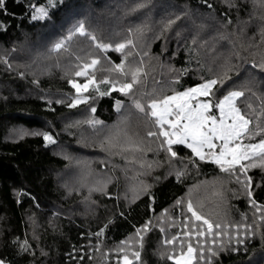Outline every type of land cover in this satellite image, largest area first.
I'll list each match as a JSON object with an SVG mask.
<instances>
[{
  "label": "trees",
  "instance_id": "16d2710c",
  "mask_svg": "<svg viewBox=\"0 0 264 264\" xmlns=\"http://www.w3.org/2000/svg\"><path fill=\"white\" fill-rule=\"evenodd\" d=\"M33 2L44 3L45 0ZM141 2L144 7L134 8V5ZM27 3L28 0H6L7 14L0 11V21L7 25L6 29L0 28V56H7L11 64L9 69L0 62V257L10 264H96V261L115 264L114 260L105 263L100 253H88L89 241L91 240L94 246L96 240V237L89 236V233L94 234L100 227L108 224L103 246L112 247L119 240L133 234L135 228L146 221L151 220L153 223L157 215L168 209L174 217L173 227L169 228L167 223L166 227L151 228L146 236L142 259L145 264H174L173 261L154 255L153 249H156L158 242L164 238L160 227L165 228V235L168 236L181 231L180 223L177 222L181 219V209L175 202L191 189L196 191V194L202 192V198L205 200L203 207L209 209L206 214L212 219L240 222L243 213L247 216V222H252L254 209L248 204V198L242 191L235 194L231 191L239 188L235 183L228 184L229 190L225 192L226 203H222L221 213H226V216L219 213V201L212 192L213 182L221 174L218 167L210 161H201L198 167L188 165L186 174L179 180L174 173L167 174L168 163L164 151L158 147L159 141L146 136L147 131H155L152 126L154 119L140 113L131 103L129 96L118 89H113L105 96H96L90 87L87 95L94 97L92 103L95 112L86 111L88 105L84 103L75 108H68L67 103L73 96V88L67 83L68 78L62 69L75 65L76 58L80 56L78 51L86 53L83 48L88 47L89 38L76 34L63 48L51 49V45L60 37L66 36L68 30L78 21L92 24L97 33L104 28L103 22L110 19L107 25L113 28L112 25L116 23V29L106 31L104 35L100 33L99 39L103 42H119L131 38L135 48L126 45L122 54L117 52L115 47H110L108 58L118 64L124 55L131 52L125 61L126 65L132 61L138 64L143 60L142 83L130 90L133 95L141 97L142 92L151 94L154 91L167 95L172 93L173 89L181 91L183 87L202 82V77L211 78L228 60L233 70L228 73L230 82L225 83L229 88L244 91V96L239 98V105L242 111L248 114L250 110L246 105L249 102L257 111L264 108V72L253 68L251 61H259L253 49L256 47L250 45L252 39L244 34H260L258 18L254 17L252 22L248 23L251 30L239 33V27L242 25L237 21H247L248 14L252 11L247 0L239 14L235 8L229 10L221 0H207L211 8L204 0H56V7L50 9V18L40 21L30 19ZM177 15L180 18L161 34L163 22ZM116 17L121 20L115 21ZM227 17L231 18V25L224 24ZM70 18L73 20H69ZM95 18L98 19L96 25L89 21ZM112 20L114 21L111 22ZM67 21L71 22L67 23L69 26L65 29L63 24ZM233 25H236V28ZM130 28L133 29L131 34L128 32ZM28 46H34L36 53L38 50L34 60L29 58L26 51ZM237 52L239 56L236 55ZM48 55L54 61L55 68L42 76H32L26 66H34ZM16 61L22 66L14 64ZM99 67L97 66V69ZM100 68L103 72L104 69ZM184 69L187 71L182 72ZM21 72L24 73L23 76L19 75ZM174 75L180 76L179 83H173ZM100 87L103 91L111 85ZM57 98L65 103L56 104ZM141 98L143 102L144 98ZM48 100L52 101L51 106L48 105ZM117 100L122 101L119 111ZM65 116H75L82 123L88 118H95L102 123L95 127L83 123L86 134L92 133L91 140L85 143L87 138L81 141L76 137L64 138L61 120ZM18 126L29 131H49L56 142L45 145L42 136L29 135L22 139L10 136L8 130ZM117 128L122 132L127 131L129 135L140 136L144 145L156 147L154 154L147 151L144 156L155 157L161 164L154 165L150 170L142 169L134 162L125 161L122 155H110L105 151L101 141L110 132L115 133ZM59 144L64 146L65 154L56 151ZM173 147L178 151V156L191 154V150L183 145ZM67 154L86 157L91 177H104L111 181L105 189L108 194L93 192L92 199L96 204L87 211L76 199L80 194L66 196L64 189L57 183L56 173L66 171L69 162L71 163ZM175 166L182 167L179 160ZM249 175L255 181L253 198L264 204V171L259 168L250 169ZM156 177L161 179L157 180ZM138 179L150 183L151 196L148 192H142L134 200L125 199L128 197L125 187ZM14 189L24 191L17 196ZM32 208L41 214H51L66 208L74 211L70 216L62 215L56 229L44 232L42 241L47 249L46 255L38 249H32L31 253L17 254L18 248L13 243L15 237H27L28 225L25 216ZM171 208L175 212L172 213ZM74 247L76 251H73ZM81 247L84 249L82 252ZM236 247V252L229 250L222 253L216 264H263L262 261L259 263L256 260L259 256L264 257V240L260 235L247 238L244 244ZM89 255L92 259L88 258ZM100 258L102 259L98 261Z\"/></svg>",
  "mask_w": 264,
  "mask_h": 264
},
{
  "label": "snow or ice",
  "instance_id": "6c2138e0",
  "mask_svg": "<svg viewBox=\"0 0 264 264\" xmlns=\"http://www.w3.org/2000/svg\"><path fill=\"white\" fill-rule=\"evenodd\" d=\"M207 4V0H204ZM229 10L235 8L239 14V10L244 5L245 0H221ZM251 4L252 11L248 14L247 21L238 20L237 23L242 25L239 27V33L244 32V26L251 23L253 18L260 21L259 32L261 34V42H264V0H247ZM209 8L212 6L207 4ZM56 7V0H45L44 3L33 2L28 0L27 9L30 19L33 21L46 20L50 18V9ZM144 4L137 3L134 8H142ZM257 9L259 13H257ZM0 11L7 14L6 0H0ZM183 15V13H181ZM180 17L179 15L167 19L161 27V34L165 33ZM224 24H232L230 17L224 20ZM7 25L0 21V28L6 29ZM236 28V25H233ZM129 34L133 29H128ZM87 36L91 39L97 48L101 50L113 47L112 44L98 42L96 36L89 32L83 21H78L67 32L66 36L60 37L51 45L52 50L63 48L67 41L73 36ZM129 45L135 48V44L131 38L114 45L117 52L123 54L125 46ZM128 52L120 60V63L112 65L110 68L104 69L105 72H115L116 78L110 79L109 75H103L97 78V65L100 63L99 57L89 56L87 60L81 61L80 57L76 59L80 61L72 67L67 83L75 89L76 95L70 97L67 103L68 108H75L77 105L84 103L88 105L86 111L95 112V106L92 101L94 97L89 94L85 95L91 87L96 96H105L113 89H118L121 93L129 96L131 103L146 117L155 118L153 128L155 131L149 130L146 133L148 138H154L159 141L158 147L165 153V160L168 163L167 174H175L179 180L186 174L188 165L198 167L201 161H210L219 169V177L214 180V188L212 195L221 203H226L225 192L229 189L227 185L235 183L239 185L238 189H231L235 194L242 191L248 198L247 202L254 209L253 220L247 222V216L241 213L240 222H231L226 219L214 220L202 211L203 205L197 201L194 202L189 194L184 201L186 205L185 211L182 213L183 219L180 223L181 231L175 232L174 235H165L162 241L158 242L157 248L153 249V254L161 259L174 261V264H216L222 253L226 251L236 252L238 245L245 243L247 238L254 235H260L264 240V204L258 203L253 198V185L255 181L249 170L259 168L264 171V108L259 111L253 109V105L249 102L246 107L250 110L248 114L238 106L239 98L244 96L243 90L229 88L226 81L230 82L228 73L233 70L230 61L226 60L221 66V70L211 76V78H201L200 83L194 86L183 87V90H172L171 95L153 92L151 94L142 92L141 97L133 95L130 91L135 85L142 83L141 73L144 72L143 60L129 62L125 61ZM146 55V53H145ZM239 56V52L236 53ZM0 62L11 68L7 56H0ZM253 68L264 72V56H261L259 62L251 61ZM59 66V65H57ZM186 72L187 70H181ZM19 75L23 76L21 72ZM146 77V73L144 74ZM72 77H83V83L78 82ZM130 77V79H128ZM180 76L174 75L173 83H179ZM36 81H34L35 83ZM101 85H111L106 90H101ZM255 95V93H254ZM44 99V97H41ZM56 104H64L65 101L57 99ZM52 101L48 100L51 106ZM122 101L117 100V110ZM216 114H214V111ZM255 117V119L253 118ZM81 121H73L67 127L79 126ZM83 123L95 127L102 122L95 118H88ZM117 128L115 133L110 132L105 135L101 141L110 155H122L125 161H131L140 166V168L151 169L154 165L158 166L159 162L148 161L144 159L145 147L143 139L135 134L129 135L127 131ZM11 135L17 139L24 136H42L45 145L55 144V139L49 131H29L23 128H14ZM183 145L191 150L190 155L178 156V151L173 146ZM151 151L150 148L147 149ZM67 158V157H66ZM179 160L182 167H176V161ZM157 180L161 177H156ZM110 179L97 180L89 185V191H98L102 194ZM150 184L139 181L138 184L131 186L134 192L133 198H137L141 192L151 193ZM14 193L19 196L23 193V189ZM125 199H128L126 196ZM19 202V200L17 201ZM180 205L182 202H175ZM190 214V215H188ZM123 215V213H121ZM225 215L226 213H221ZM168 220V227H173L174 217L168 215V209H164L159 220L164 218ZM32 220L31 217H29ZM111 221H109L110 223ZM35 223V221H33ZM152 221H146L144 224L135 228V232L125 239L119 240L112 247L103 248V238L105 237V229L108 224L100 227L96 233H89V236H95V245L89 241L88 253H101L104 261L114 260L115 264H145L142 259V253L145 250V241L147 234L151 231L150 225ZM159 227V224L156 225ZM160 232L165 233V228L160 227ZM83 235V234H81ZM34 238L38 239L35 236ZM13 243L18 248L17 254L31 253L32 245L27 238L21 239L15 237ZM103 248V251H101ZM162 248V250H161ZM76 251V248H73ZM80 251H84L83 247ZM112 254L111 256L109 254ZM43 254V253H42ZM92 259V256H88ZM71 259V257H70ZM82 259V258H81ZM0 264H9V262L0 257Z\"/></svg>",
  "mask_w": 264,
  "mask_h": 264
},
{
  "label": "rangeland",
  "instance_id": "374dc122",
  "mask_svg": "<svg viewBox=\"0 0 264 264\" xmlns=\"http://www.w3.org/2000/svg\"><path fill=\"white\" fill-rule=\"evenodd\" d=\"M83 11H82V14H84ZM107 11H109V9ZM120 17H116V19H114V20L115 21L116 20L119 21V20H121ZM66 19H64V21ZM69 20L72 21L73 19L70 18ZM114 20H112L111 22H113ZM71 21L65 22L63 24V26L65 25L63 28L66 29V27L69 26V24H67V23H69ZM89 21L93 22L94 25H96L98 19H96V18L92 19V20L90 19ZM108 21H110V19L103 22L104 28L102 27L97 33H95V31H94L95 26H93L92 24L87 25L88 22H86V23H84V25L87 26V28H90L91 31L90 30H88V31H90L91 33H93L96 36L98 42H103V41H101L99 39L100 33H102L104 35V34L107 33L106 31L109 32V30H115L116 27H114V26L117 25L115 23V24L112 25L113 28L109 27L107 25ZM109 24H110V22H109ZM248 29L251 30L249 28V25L247 24L246 26H244V30L247 31ZM244 34L248 35L252 39V40H250V45H254L256 47V48H253V49H255L256 57H258V59L260 61L261 56H264V42H261V34H252V33L250 34L248 32H246ZM121 42H123V41H121V40L119 42H116V41H105L103 43L112 44L113 45L112 48H114L115 44L121 43ZM87 45H88V47H84L83 48L84 52H86L85 54L84 53H80V51L77 50L79 52V54H80V56H78V57H80L81 61L87 60L89 56L99 57L100 58V63L97 66L102 67V69L110 68V67H112V65L116 64V63H114L113 61H111L108 58V55H107L108 49L101 50V49L97 48L95 43L91 39L87 40ZM34 48H35L34 46H28V48H26V51L29 53V58H31L32 60L35 59V54L38 53V50H37V53H36L35 52L36 50ZM85 49H86V51H85ZM125 49H126V46H125ZM79 63H80V61L77 60L75 65L79 64ZM14 64L21 65V64H19V61L14 62ZM23 65H26V64H23ZM26 67H27V70L31 73L32 76H42V74H46V73H49L50 71H52L55 68V64H54V61L52 60V58L48 55V57L45 58L42 62H40L38 64L36 63V64H34V66L29 64ZM100 67L96 70L97 78H102L103 75H109V78H113L114 75L115 76L118 75L115 72H111V73L105 72V71L102 72ZM71 69H72V67L71 68L62 69V71L65 72L64 74L67 76L68 79H69V75H67L66 73H70ZM72 78L76 79L80 83H83V80H84L83 77H72ZM87 93L88 92H86L85 95H87ZM171 94L172 93H169L167 95H171ZM74 95H76L75 89H73V96ZM52 98H54V97H52ZM238 106L241 108V106L239 104H238ZM213 111H214V114H216V111L215 110H213ZM153 119H155V118H153ZM73 121H77V118L75 116H69V117L65 116V117L62 118L61 122H62V126L64 127V128L62 127V131H63L62 134L64 135V138L65 137L66 138H75L76 137L80 141L84 140L85 138H87L85 140V143H88L91 140L92 133L88 134V135L86 134L87 131L85 130V127H83L85 124H83L81 122V124H79V126H76L73 129H72V127L71 128L70 127L66 128V126L70 125ZM15 128H21V127L18 126V127H15ZM12 129H14V128L12 127V128H10L8 130V134L10 136H12L11 135V130ZM107 133H109V132H107ZM144 147H145V152L148 151L147 150L148 148L151 149V151H150L151 153L154 154L156 152V147H154V146H150L149 144H147V145H144ZM57 150H58L59 153L65 154V150H64V146L63 145L59 144V148H57L56 151ZM74 155L75 154H72V155H68L67 154L68 157L70 156L69 159L71 160L72 164L69 162L68 167H67L66 171H64V172L60 173V171H58L56 173V179H57V183L59 184V186L62 189H64L66 196H68V195L72 196L73 193L80 194V196H78L76 199H77L78 203L81 204V207L87 211L92 206H95V204H96V201H94L92 199V194H93V192H96V191H91L90 192L89 191V185H91L92 183H94L97 180H106V178H104V177L98 178V177H95V176L91 177L90 172L88 171L89 164H88V161L86 160V157L83 158L82 156H79V157L77 156L78 157L77 158V157H74ZM144 159H145L146 162H148V161H156V162H159V164H161V161L160 160H156L155 157L147 158V157L144 156ZM139 169H136V170L139 171ZM140 173H143V172L140 171ZM139 181H143V182H145L147 184H150L148 181L141 180V179H138L136 181H131L129 184H127V187H125V191H127L126 193L128 194V200H134L135 199V198H133L134 192L131 190V186L134 185V184H138ZM106 188H107V186H106ZM203 190H204V188H203ZM141 193L138 195V197L141 195ZM196 193H197L196 191L191 189L183 198L180 199V201L182 203L180 205L176 204V206L180 207L179 209H181L180 210L181 211V219H180V221L177 220V222L181 223V221L183 219L182 213L185 211V208H186V205L184 204V201L188 198L189 194L191 196V199L194 202L199 201L202 205L205 202V200H203L202 195H201L202 192L199 193V194H196ZM217 206H219V208H220L219 213H221L223 211L222 210L223 209V204L221 202H218ZM205 208H206V206L202 207V211L203 212L206 211V212H204L206 214L209 209L208 208L205 209ZM224 208H225V206H224ZM171 211H172V213L175 212L173 210V208H171ZM72 214H74V211L71 208H66L65 210L60 209L58 211L51 212V214H46V213L45 214H41V213L38 212V210H36L34 208L28 210L27 213H26V216H25L26 223L28 225V229H27V233H26L27 237L26 238L28 239L29 243L32 245V249H34V250L38 249V251L40 253H43V255H46L47 254V249H45V247L43 245V241H42L43 240L42 236H43L44 232H47L49 229H53V230L56 229L57 226H58V223H59V219L61 218L62 215L63 216L64 215L65 216H70ZM160 215L161 214L157 215L154 218L153 223L150 225L151 228L156 226L157 224H159V226L166 227L165 224L168 223V220H167L166 217L163 220L164 222L159 220L158 217H160ZM168 215L171 216L170 210H168ZM177 215H179V213ZM188 215H190V214H188ZM29 217H31L32 220H30ZM33 221H35V223H33ZM0 226H1V221H0ZM34 233H35V236L38 237V239L34 238ZM165 233H166V230H165ZM165 233H163L164 236H165ZM167 233H170V232L167 231ZM105 247L106 246L104 245L103 248H105ZM103 248H102V250H103ZM161 250H162V248H161ZM97 254L99 255V253H96V255ZM100 255H101V253H100ZM101 259L102 258H100L98 261H100ZM256 260L259 263L262 261L263 264H264V257H262V256L260 257L259 256V259H256ZM105 263H107V261H105ZM96 264H102V262H97L96 261Z\"/></svg>",
  "mask_w": 264,
  "mask_h": 264
},
{
  "label": "water",
  "instance_id": "95a60500",
  "mask_svg": "<svg viewBox=\"0 0 264 264\" xmlns=\"http://www.w3.org/2000/svg\"><path fill=\"white\" fill-rule=\"evenodd\" d=\"M10 264V263H9Z\"/></svg>",
  "mask_w": 264,
  "mask_h": 264
}]
</instances>
